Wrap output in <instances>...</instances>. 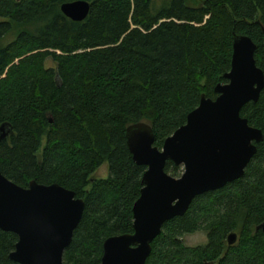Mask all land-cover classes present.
<instances>
[{"label":"trees","instance_id":"16d2710c","mask_svg":"<svg viewBox=\"0 0 264 264\" xmlns=\"http://www.w3.org/2000/svg\"><path fill=\"white\" fill-rule=\"evenodd\" d=\"M66 1L0 0V124L12 128L0 140V172L82 198L62 260L99 264L106 238L133 232L145 166L132 160L126 127L147 122L160 148L201 94L214 99L226 82L234 34L257 44L264 75V0H85L78 21L61 12ZM240 115L263 135L242 176L166 220L145 264H264V86ZM104 162L108 175L96 177ZM164 169L175 176L179 166ZM198 230L207 242L185 245L181 236ZM16 241L0 230V264H18L8 258Z\"/></svg>","mask_w":264,"mask_h":264},{"label":"water","instance_id":"95a60500","mask_svg":"<svg viewBox=\"0 0 264 264\" xmlns=\"http://www.w3.org/2000/svg\"><path fill=\"white\" fill-rule=\"evenodd\" d=\"M88 9L85 0L60 5L61 12L75 21L82 20ZM260 27L264 43V26ZM256 50L257 44L247 35H233L230 69L223 74L226 82L214 87V99L201 94L185 123L168 135L160 148L154 144L147 122L126 127L132 160L145 166L139 196L132 206L133 232L106 238L99 264H145L150 244L166 220L183 215L195 196L242 176L263 138L261 130L240 115L241 107L256 102L264 86L263 72L254 58ZM11 130L8 122L1 123L0 140ZM167 161L182 165L178 177L165 171ZM83 208L82 198L57 183L31 180L23 187L0 172V230L17 235L8 254L15 263L64 264L63 252ZM256 229L264 233V220ZM236 239L233 231L226 236L228 244Z\"/></svg>","mask_w":264,"mask_h":264},{"label":"rangeland","instance_id":"374dc122","mask_svg":"<svg viewBox=\"0 0 264 264\" xmlns=\"http://www.w3.org/2000/svg\"><path fill=\"white\" fill-rule=\"evenodd\" d=\"M46 65H52L51 61H47ZM37 156L40 157V151L37 153ZM179 169L177 170V174L175 177H178L181 172L183 171L182 165H178ZM94 175L96 177H106L108 175V165L107 162L101 164L97 170L95 171ZM181 239L185 245L188 246H196V245H203L207 242L206 233L203 230H198L192 233H185L181 236Z\"/></svg>","mask_w":264,"mask_h":264}]
</instances>
